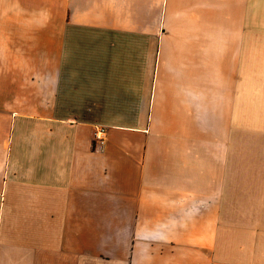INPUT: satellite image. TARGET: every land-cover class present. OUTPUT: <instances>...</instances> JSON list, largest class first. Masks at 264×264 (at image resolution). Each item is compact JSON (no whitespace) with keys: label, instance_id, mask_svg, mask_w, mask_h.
<instances>
[{"label":"crops","instance_id":"1","mask_svg":"<svg viewBox=\"0 0 264 264\" xmlns=\"http://www.w3.org/2000/svg\"><path fill=\"white\" fill-rule=\"evenodd\" d=\"M0 264H264V0H0Z\"/></svg>","mask_w":264,"mask_h":264},{"label":"built area","instance_id":"2","mask_svg":"<svg viewBox=\"0 0 264 264\" xmlns=\"http://www.w3.org/2000/svg\"><path fill=\"white\" fill-rule=\"evenodd\" d=\"M107 142V128L104 126H98L95 128L94 132V143L95 145L103 149L106 146Z\"/></svg>","mask_w":264,"mask_h":264},{"label":"rangeland","instance_id":"3","mask_svg":"<svg viewBox=\"0 0 264 264\" xmlns=\"http://www.w3.org/2000/svg\"><path fill=\"white\" fill-rule=\"evenodd\" d=\"M161 33L163 34V33H165V32L162 30V32H161Z\"/></svg>","mask_w":264,"mask_h":264}]
</instances>
